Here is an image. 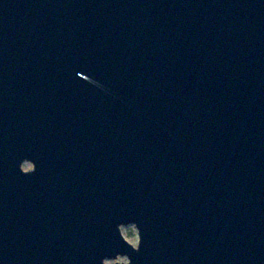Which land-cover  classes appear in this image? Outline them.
<instances>
[{
	"label": "water",
	"instance_id": "95a60500",
	"mask_svg": "<svg viewBox=\"0 0 264 264\" xmlns=\"http://www.w3.org/2000/svg\"><path fill=\"white\" fill-rule=\"evenodd\" d=\"M118 256L264 264V0H0V264Z\"/></svg>",
	"mask_w": 264,
	"mask_h": 264
},
{
	"label": "rangeland",
	"instance_id": "374dc122",
	"mask_svg": "<svg viewBox=\"0 0 264 264\" xmlns=\"http://www.w3.org/2000/svg\"><path fill=\"white\" fill-rule=\"evenodd\" d=\"M32 168V164L30 162H25L22 164V170L27 171ZM120 231L123 235V237L128 241L132 246L136 247L138 243V236H137V230L133 224H128L125 226L120 227ZM126 264L127 258L118 256L116 259H106L104 261V264Z\"/></svg>",
	"mask_w": 264,
	"mask_h": 264
},
{
	"label": "flooded vegetation",
	"instance_id": "af4514ba",
	"mask_svg": "<svg viewBox=\"0 0 264 264\" xmlns=\"http://www.w3.org/2000/svg\"><path fill=\"white\" fill-rule=\"evenodd\" d=\"M24 163H25V162H24ZM22 164H23V163H22ZM31 164H32V163H31ZM21 168H22V165H21ZM31 169H33V165H32V168H31ZM31 169H30V170H31Z\"/></svg>",
	"mask_w": 264,
	"mask_h": 264
}]
</instances>
